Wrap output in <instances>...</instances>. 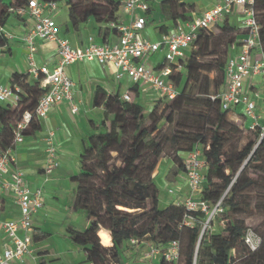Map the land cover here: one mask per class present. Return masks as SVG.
Instances as JSON below:
<instances>
[{"label": "trees", "instance_id": "obj_1", "mask_svg": "<svg viewBox=\"0 0 264 264\" xmlns=\"http://www.w3.org/2000/svg\"><path fill=\"white\" fill-rule=\"evenodd\" d=\"M27 1L0 0V46L9 41L1 28L12 15L20 17L13 10ZM65 3L69 24L75 32L93 20L100 24L96 31L103 40L110 33L108 24L118 21L117 12L122 5L121 0H65ZM162 4H169L168 17L176 23L179 18L188 19L186 12L193 8L178 0H164ZM256 6L264 53V0H256ZM111 29L117 33V29ZM219 30V35H215L211 29H201L194 46L186 53L183 69L178 70L173 64L168 79L179 90L175 98L157 99L148 112L137 99L140 92L136 86L132 87L135 92L132 101L123 100L118 94L102 98L111 117L89 136L80 157V172L72 176L77 183L75 207L85 212L90 226L85 230L68 228L71 241L84 247L88 260L94 264H128L122 253L131 238L145 240L161 251L172 240H180L182 244L184 227H190L192 242L184 250L181 247L180 261L174 263L161 256L159 264H264V230L258 234L259 247L251 250L244 240L250 227L239 216L243 212L249 215L258 212L264 217L263 198L254 205L244 199L248 188L264 180V137L257 144L259 131H256L257 139H248L242 149L226 154L225 146L231 135L239 131L240 124L230 119V112L221 108L219 99L211 98L224 83L230 50L240 44L245 31L229 17ZM207 56L212 59L207 60ZM11 84L20 88L19 99L14 108L0 105V151L12 146L14 128L26 111L32 117L23 135L41 128L35 110L46 89L28 72H15ZM164 101L170 103L162 108ZM163 121L177 124L175 136L188 143L172 158L180 169H184L185 157L179 152L187 154L196 145L202 147L208 173L200 196L211 204L223 197L227 222L221 231L202 230L205 213L189 211L182 203L159 206L160 187L154 170L165 152ZM251 170L257 177L249 175ZM186 215L193 216V225L184 224ZM98 231L100 239L96 236ZM33 237L39 239L35 232ZM38 264L50 262L42 259ZM130 264L148 263L135 260Z\"/></svg>", "mask_w": 264, "mask_h": 264}, {"label": "built area", "instance_id": "obj_2", "mask_svg": "<svg viewBox=\"0 0 264 264\" xmlns=\"http://www.w3.org/2000/svg\"><path fill=\"white\" fill-rule=\"evenodd\" d=\"M121 1V7L129 15V19L112 21L108 24L109 27L117 29L119 35L114 42L103 40L92 33L82 44L73 45L67 37L60 34L53 17L59 9L60 1L57 0H28L25 5L13 10L21 18L32 21L24 28L21 35L29 49L28 73L33 79L39 80L41 87L46 89L35 110L37 118H45L52 107L62 102H67L73 113L79 111V106L75 102V82L65 70L69 64L78 60H97L105 69L111 71L117 83H126L129 88L114 93L123 100L134 99L132 90L134 86L138 90L145 87L150 90V95L153 96L151 108L157 99L175 98L179 90L168 79L174 70L173 64L176 65V69H183L182 64L186 57L184 50L194 46L198 32L201 29H212L213 25L221 23L237 10L240 18L237 26L241 27L245 34L240 39V44L232 47L236 52L228 57L224 83L211 95V98L219 99L223 110L241 117L245 122L240 121L248 123L247 128L259 131L257 144L261 142L264 137V114L259 113L258 109L261 106L264 109V53L261 48V24L257 18L256 0H221L184 23L178 22L174 29L164 33L158 41L149 39L145 34L148 22L146 12L150 8L148 0ZM1 30L6 36L8 35L4 27ZM38 40L57 43L59 60L53 67L37 63L35 55ZM161 53L164 59L157 61L155 57ZM19 90L16 85L0 84V103L14 100L17 104ZM31 117L32 113L29 111L23 114L14 128L12 146L0 151V188L14 191L20 209L18 217L0 220L6 237L4 247L0 250V264H9L13 259L25 261L28 255H33L32 216L45 204L44 188L31 187L24 171L12 167L17 161L14 149L23 142L22 131L28 126ZM60 152L56 135L51 131L46 141L44 165L46 177L51 176L58 168ZM184 163L181 174L189 188V194L181 203L189 211L205 213L203 230L211 229L216 222V216L224 211L223 197L211 204L200 196L208 173V163L202 147L196 145L190 150L185 156ZM172 191L170 189V192ZM193 223V216L186 215L184 224L193 225ZM20 231L24 234L20 235ZM244 240L251 250H256L260 245L261 237L252 228H248ZM129 241L131 245L139 246L145 240L131 238ZM156 255L178 263L181 258L180 240H172L163 251L150 246L146 263L153 264Z\"/></svg>", "mask_w": 264, "mask_h": 264}, {"label": "crops", "instance_id": "obj_3", "mask_svg": "<svg viewBox=\"0 0 264 264\" xmlns=\"http://www.w3.org/2000/svg\"><path fill=\"white\" fill-rule=\"evenodd\" d=\"M163 1L148 0L150 11L146 13L148 22L145 34L153 41L160 40L164 33L174 29L177 25L173 18L168 17L170 13L169 4L163 5ZM220 1L178 0L179 3L193 5V8L186 12L188 19L213 7ZM155 4L160 6V15L156 18L152 16L155 12ZM229 18L234 24H239L240 18L237 15V10ZM128 19L129 15L123 9L118 21H127ZM178 20L181 24L186 21L182 18ZM31 22V19L16 17L15 15L8 19L4 28L8 31L9 41L7 45L0 46V84L10 85L15 72H28L27 55L29 49L22 40L21 33ZM99 25L95 24L93 20H89L79 32H75L69 24L68 17L65 27H58L62 36L72 41L73 45H77L85 42L89 34L94 33L98 36L96 28ZM98 37L103 39L102 35ZM118 37V33L110 28V33L106 39L114 42ZM37 47L35 58L38 64H48L53 67L58 62L59 55L55 41L38 40ZM235 52L233 49L230 50V54ZM65 70L75 82V102L79 106V111L73 113L67 102L52 107L48 115L40 119L41 128L32 134L25 135L23 142L14 149L17 161L16 165L12 167L24 171L31 187L42 186L46 193V199L43 208L33 213L32 216L34 232L39 237L37 240L33 237V255H28L25 261L13 259L9 264H38L42 259L47 260L50 264H91L85 248L74 244L69 238L68 228L85 230L90 226V220L86 217L85 212L75 207L77 183L72 180V176L80 172V157L89 136L99 130L98 127L103 121L109 119V111L105 106V100L102 98L117 91L123 92L129 87L126 83H117L111 71L105 69L97 60H78L69 64ZM139 92L137 99L144 95L151 99L147 110L149 111L153 96L150 95L147 87L141 88ZM133 95L135 97L134 91ZM0 105L14 108L16 102L10 100L0 103ZM258 112L264 114L262 106ZM229 117L235 121L243 120L235 113H230ZM1 127L0 121V129ZM51 131L56 135L61 152L58 168L51 176L46 177L44 173L46 141ZM157 166L158 169L154 176L160 187L159 206L166 207L172 203L183 202L189 194V188L182 179V169L172 159H163ZM170 189L173 191L170 192ZM19 214L20 209L14 191L0 188V220L15 218ZM211 230L219 232L222 229L215 222L211 226ZM98 233L99 231L96 236L100 239ZM19 234L23 235L24 232L20 231ZM5 242V233L0 225V250L3 249ZM126 244L128 264L135 260L146 262L150 247L148 242L144 241L139 246L131 245L130 241ZM142 248L143 250H141ZM159 261L160 256L156 255L153 258V264L156 262L159 264Z\"/></svg>", "mask_w": 264, "mask_h": 264}, {"label": "rangeland", "instance_id": "obj_4", "mask_svg": "<svg viewBox=\"0 0 264 264\" xmlns=\"http://www.w3.org/2000/svg\"><path fill=\"white\" fill-rule=\"evenodd\" d=\"M4 1L10 2L11 0H4ZM159 7H160L159 4H155V9H154L155 12L152 15L154 18H156L157 16L160 15V8ZM122 13H123V9L120 7V9L117 12L118 18L120 17V15ZM53 17H54V19H55V21L59 27H63V28L65 27L66 23L68 22V17H69L68 16V7L65 3V0L61 1V3L59 4V9L54 13ZM223 22L224 21L212 26L211 30L215 35H219L220 24H222ZM190 49H191V47L186 48L184 50L185 54L188 53L190 51ZM155 59L157 61H162L164 59L163 54L161 53V54L157 55L155 57ZM206 59L211 60L212 57L207 56ZM212 76H214V77L217 76V73L216 72L212 73ZM149 92H150V90H149ZM150 100L151 99L149 97H146L145 95L138 98V101L143 106H145L146 110L149 109ZM167 103H170V102L169 101L162 102L161 107L163 108ZM110 117H111V113H109V115H108V118H110ZM146 123H150V121L147 120ZM238 123L240 124L239 131L235 132L231 135L230 141L225 146L226 154H229L235 150L242 149L244 147L245 143L248 141V139H257L256 131L247 128L246 124L243 121H239ZM176 127H177V124L170 125L166 121L162 122V128H163L162 137H163L164 142H165V152H164L161 160L172 159L174 157V155L178 154V150L180 147L188 146V143L185 140L179 139L178 137L175 136ZM179 153L184 157L187 155V154H182L181 152H179ZM157 169H158V166L155 168L154 174H155ZM249 175L253 176V177H257V174L254 173L252 170L249 172ZM262 198L264 199V180L259 182L258 185L248 188V190L246 191V197L244 199H245V201H248L252 205H254L256 203V201H258ZM150 207H151V205L149 204L148 208H150ZM239 216L245 218L247 225L250 228H252L257 234H260V232H262L264 230V217L262 215H260L258 212H254L251 215L245 214L243 212V214H239ZM226 222H227V219L225 217L224 212H221L216 216V223L221 227V229H223L226 226ZM146 223L147 222H145L143 225L145 226ZM201 225H202V230H203L204 222ZM207 229H210V228H207ZM103 238H104V242H105L106 239L104 236H103ZM191 242H192V233H191L190 227H184L183 231H182V244H181L182 249L184 250V249L188 248V246L190 245ZM126 247L127 246H125V249H126ZM141 250H143V248ZM122 256H123V259L125 261H128L127 255H126V250L123 251ZM157 263L158 262H156V264Z\"/></svg>", "mask_w": 264, "mask_h": 264}, {"label": "water", "instance_id": "obj_5", "mask_svg": "<svg viewBox=\"0 0 264 264\" xmlns=\"http://www.w3.org/2000/svg\"><path fill=\"white\" fill-rule=\"evenodd\" d=\"M201 236H202V234H201ZM201 236H200V239H201ZM200 241V240H199Z\"/></svg>", "mask_w": 264, "mask_h": 264}]
</instances>
